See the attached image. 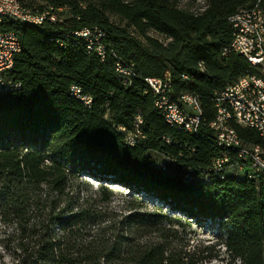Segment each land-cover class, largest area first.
<instances>
[{
	"label": "trees",
	"instance_id": "1",
	"mask_svg": "<svg viewBox=\"0 0 264 264\" xmlns=\"http://www.w3.org/2000/svg\"><path fill=\"white\" fill-rule=\"evenodd\" d=\"M41 1L25 0L35 10L51 6L54 22L0 23L20 42L8 72L20 88L0 93V243L13 264H264V175L183 182L179 170H158L148 153L175 158L182 170H206L219 154L211 98L256 72L242 55H221L233 36L229 17L257 0H203L194 10L180 0ZM59 12L67 15L62 21ZM90 26L112 41L103 61L73 34ZM110 49L137 73L129 84L114 71ZM166 72L173 96L198 95L196 132L171 127L154 106L143 77ZM72 85L89 106L69 94ZM137 115L142 138L130 146L118 127L134 130ZM230 125L244 141L264 145L254 129ZM86 176L107 184L93 190ZM112 185L145 193L171 213L139 196L116 207ZM208 220L218 236L194 243L191 224Z\"/></svg>",
	"mask_w": 264,
	"mask_h": 264
},
{
	"label": "built area",
	"instance_id": "2",
	"mask_svg": "<svg viewBox=\"0 0 264 264\" xmlns=\"http://www.w3.org/2000/svg\"><path fill=\"white\" fill-rule=\"evenodd\" d=\"M264 0H257L251 7L241 8L229 17L233 32L229 45L221 50V55L230 52L242 55L256 68L255 73L238 77L235 81L213 94L211 101L215 109V116L209 127L214 132V145L219 154L211 161L206 170L189 167L181 169L175 158L164 156L161 162H153L160 171L169 168L179 170L183 182L200 180L209 181L210 175L223 179L230 174L254 177L264 175V145L250 143L239 137L230 125L234 121L244 127L254 129L264 139ZM21 24L40 26L45 20L54 22L56 15L52 7L43 10L31 9L25 0H0V23L2 19ZM84 44L87 52H94L103 61L106 59L107 45L112 41L107 34L97 26L83 27L73 31ZM63 45V44H62ZM64 46V45H63ZM20 51L18 36L13 31L0 30V93L20 88V83L9 76L15 55ZM114 57V71L124 84H129L137 73L132 64L126 65L112 49ZM146 85L154 95V106L164 121L178 130L196 132L202 118V107L198 95L181 92L173 96L170 75L166 72L162 77H143ZM69 94L83 100L89 106L91 98L82 95L81 88L70 86ZM139 115L134 117V130L127 131L118 127L123 134L124 141L134 146L142 138ZM169 142L168 138L165 139ZM240 264V260H236Z\"/></svg>",
	"mask_w": 264,
	"mask_h": 264
},
{
	"label": "rangeland",
	"instance_id": "3",
	"mask_svg": "<svg viewBox=\"0 0 264 264\" xmlns=\"http://www.w3.org/2000/svg\"><path fill=\"white\" fill-rule=\"evenodd\" d=\"M27 3L31 6H38L42 3L41 0H26ZM203 3V0H180V6H185L190 8L191 10L197 9L199 6H201ZM61 21L67 16L66 14H62L59 12ZM109 19L113 23L125 26L126 22L121 19L118 15H115L113 13L109 14ZM130 30H132V27H128ZM149 35L154 36L155 38L159 39L160 41H166L165 37L159 33H156L154 31H148ZM149 156L151 157L153 162H161L164 160V156L159 153L155 152H148ZM165 174H172L174 173V169L169 168L167 171H164ZM85 180L87 181L88 185L93 189L96 190L99 188L101 184L106 185V181H100L96 178L86 176ZM112 187L116 188L112 190V192L108 193L110 195V202L112 205L116 207L120 206H126V200L132 199L135 196H139V199L144 200L145 204L148 207H151L153 204H157V206L161 207L162 211L166 213H171L169 210V206L161 203L160 201H157L156 199L145 197V193H131L129 190L123 191L125 189H121L119 187H115V185H112ZM176 214H179L178 211H175ZM191 228L193 230L192 237L194 243L197 241H202L203 243H209L215 240V238L218 236L219 228L216 226L215 223L208 221L202 222V223H196L193 222L191 224ZM223 249V247L221 248ZM224 260H213L210 262V264H223ZM0 264H13L12 260V253L10 250L6 249L1 243H0Z\"/></svg>",
	"mask_w": 264,
	"mask_h": 264
},
{
	"label": "crops",
	"instance_id": "4",
	"mask_svg": "<svg viewBox=\"0 0 264 264\" xmlns=\"http://www.w3.org/2000/svg\"><path fill=\"white\" fill-rule=\"evenodd\" d=\"M175 171V170H174Z\"/></svg>",
	"mask_w": 264,
	"mask_h": 264
}]
</instances>
